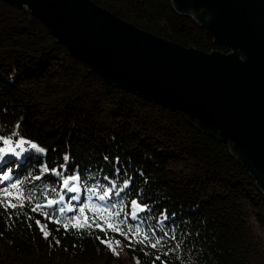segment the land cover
I'll list each match as a JSON object with an SVG mask.
<instances>
[{
  "label": "trees",
  "instance_id": "obj_1",
  "mask_svg": "<svg viewBox=\"0 0 264 264\" xmlns=\"http://www.w3.org/2000/svg\"><path fill=\"white\" fill-rule=\"evenodd\" d=\"M93 1L182 45L229 51L174 0ZM15 8L0 0V147L28 142L0 148V264H264V193L234 144L109 87L42 21L26 24L29 8ZM78 78L102 87L119 123L80 134L75 125L94 117L74 99L64 124L37 112L33 87L58 105L59 79ZM177 159L190 174L172 168Z\"/></svg>",
  "mask_w": 264,
  "mask_h": 264
},
{
  "label": "water",
  "instance_id": "obj_2",
  "mask_svg": "<svg viewBox=\"0 0 264 264\" xmlns=\"http://www.w3.org/2000/svg\"><path fill=\"white\" fill-rule=\"evenodd\" d=\"M28 6L52 38L109 87L185 114L231 141L264 193V0H174L213 36L207 52L126 21L93 0H5ZM238 152V154H237Z\"/></svg>",
  "mask_w": 264,
  "mask_h": 264
},
{
  "label": "rangeland",
  "instance_id": "obj_3",
  "mask_svg": "<svg viewBox=\"0 0 264 264\" xmlns=\"http://www.w3.org/2000/svg\"><path fill=\"white\" fill-rule=\"evenodd\" d=\"M3 1H5V0H3ZM26 7L28 8V6H26ZM20 8L21 7L15 8L16 9L15 15L21 16L22 12L20 11L21 10ZM24 22L25 23L26 22L31 23L32 19L25 20ZM34 22H36V21H34ZM29 51H31V50H29ZM51 63H53V62H51ZM59 67H60V64L56 63L54 65V68H59ZM88 79H90V78H88ZM57 86H59L60 95H61L60 97L62 98L60 101V104H58V105L51 103V101L49 99L50 97L48 95L50 93V91H48V92L44 91L43 89H39V87H37V86L35 88L33 87L34 90L32 91L33 93H35L34 100H38L36 102L37 105L35 107L37 112L43 113L46 110H50V113L53 114L52 116H50V118L53 122H59L61 124H64L66 117H69V119L71 118V115L66 116L65 111H64V110H71V111L73 110L70 108V106L65 105L66 99H68V101L74 99L75 100L74 103L76 104L77 108L80 107L77 105L80 103L81 108L90 109L88 111L90 112L91 116L93 115V117H94L93 120H90V121L86 120L87 122L83 121V123H81L83 125H79L78 123H77V125H75V127H76L75 129L77 130V132L82 131V133H80V134L86 133L88 135L89 134L93 135L95 132V128H96L97 124L100 122H104L105 124H107L108 122L114 123V124L120 122L121 118L119 116H117V114L113 111L112 107L109 106L105 101L103 102L101 99H99V97H98L99 91L102 90V87L100 88L97 84L90 83V85L87 86L86 82H82V80L78 78L77 81H71V83L70 82L68 83L66 81L59 79ZM97 94H98V96H97ZM61 110H63V113ZM75 113L76 112L73 110L71 114H75ZM46 115H47V112H44L42 117L46 116ZM44 119H46V118L44 117L43 120ZM75 129L73 131H75ZM61 132L62 131H60V133ZM94 137H96V136H94ZM27 142L28 141H26L24 139H20L17 145H12L11 142H7L4 144V146H1L0 148H5V150H11L12 147L15 148L21 144H26ZM189 167L191 168V170L193 169L192 163H189ZM189 167L187 166V164L185 162L179 161V159H177L176 164H174L172 168L175 171H181V174L188 175L191 173ZM175 173H177V172H175ZM258 232L260 233L259 235L264 236V227H261V228L259 227ZM124 255L128 256L127 252H125Z\"/></svg>",
  "mask_w": 264,
  "mask_h": 264
}]
</instances>
